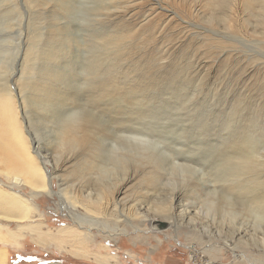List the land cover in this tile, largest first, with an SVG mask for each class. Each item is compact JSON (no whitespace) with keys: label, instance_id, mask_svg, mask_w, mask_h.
Listing matches in <instances>:
<instances>
[{"label":"rangeland","instance_id":"1","mask_svg":"<svg viewBox=\"0 0 264 264\" xmlns=\"http://www.w3.org/2000/svg\"><path fill=\"white\" fill-rule=\"evenodd\" d=\"M98 1L0 0V264H264V0Z\"/></svg>","mask_w":264,"mask_h":264},{"label":"bare ground","instance_id":"2","mask_svg":"<svg viewBox=\"0 0 264 264\" xmlns=\"http://www.w3.org/2000/svg\"><path fill=\"white\" fill-rule=\"evenodd\" d=\"M100 1H102L103 3V10H106V13L105 14H102V12L100 13V14H102V17H106V16H108L109 14H110V12L111 11H117V10H119V9H121L123 6V2H122V0L120 1V0H100ZM100 1H98V2H100ZM250 3H255V4H257L258 3V0H248ZM260 1V0H259ZM122 2V3H121ZM125 3V2H124ZM122 4V5H121ZM126 4V3H125ZM230 4L226 1V0H224V1H222V4H220L219 5V7H218V9H219V11H218V13H224L226 10V7L227 6H229ZM127 6V5H126ZM257 6L259 7V4H257ZM101 8V7H100ZM89 9H92V7L91 8H89ZM260 9H262L263 11H264V5H262L261 7H260ZM94 10V9H93ZM102 10V11H103ZM92 11V10H91ZM112 13H114V12H112ZM97 15V14H96ZM93 16V15H92ZM94 17V16H93ZM108 19V18H107ZM261 23H263L264 24V20L261 22ZM107 30V29H106ZM98 34V33H97ZM95 35V34H94ZM120 36L121 35H123V34H119ZM118 36V35H113V34H111L110 32L109 33H107V32H104V33H102V34H100V36H99V41H98V43H99V45H103V46H107V45H110L111 43H114V42H116L118 39H120V38H122V37H125V35L124 36ZM98 37V36H97ZM93 39V38H92ZM97 41V40H96ZM90 49V48H89ZM88 49V50H89ZM91 53H93V52H91ZM85 55H87V54H85ZM92 56V55H91ZM95 57V56H94ZM90 64L91 65H93L94 67H97L98 65H97V59L96 58H93L92 60H91V57H90ZM1 63V62H0ZM107 68V67H106ZM113 80V79H112ZM152 81V79L148 82V84H143V85H139L140 87H148V88H150V87H152V85L150 84V82ZM107 84V85H106ZM110 83L108 82V83H103V87H104V89H103V91H108V90H110L109 89V87H106L105 88V86L104 85H106V86H108ZM117 84V83H116ZM150 84V85H149ZM111 85V84H110ZM109 85V86H110ZM114 86V85H113ZM111 87V86H110ZM117 87L119 88V90H123V89H125V91H123L124 92V94L128 97L133 91H134V89H133V86H128V88L126 87V84L124 83V84H121V87H120V85L119 84H117ZM113 88V87H112ZM11 96H12V93H11V90H10V88H8V87H0V141H1V139L4 137V135H6V134H8V140H10V139H13V140H17L18 139V135H17V132H16V130H14V128H13V124L12 123H8L9 124V130L6 128V126H5V129H4V127H3V124L1 123L2 122V120H3V118L7 115V109L10 107V101H11ZM50 103H49V101L46 99V98H44V99H42L41 100V105H43L44 107H47V105H49ZM11 113V112H10ZM78 118V117H77ZM61 120V119H60ZM71 120H73V119H71ZM74 120H76V119H74ZM85 120V119H84ZM77 121V120H76ZM74 121V122H70V124H68L67 126H64V128H63V130H62V132H61V136H62V140H63V142L65 143V144H72V146L73 145H75V146H78V145H80V144H82V142H84V140H85V133H84V128L81 126V125H79V121ZM88 121V120H87ZM87 127V126H86ZM18 142L20 143V139H18ZM87 143V142H86ZM1 146V145H0ZM14 147H15V149L17 148V143H14ZM78 147H80V146H78ZM74 148V147H73ZM83 148H84V146H83ZM125 150V149H124ZM11 156H12V154H11V151H8V152H6V155H5V158H7V161H9V162H11L12 161V159H11ZM239 158V160L241 161V162H239V164H238V166L239 167H243V168H246V167H251L250 166V162H249V160L246 158V159H242V156H238ZM237 159V160H238ZM94 160V159H93ZM230 160H232L231 158H230ZM236 160V159H235ZM89 161V160H88ZM43 162V166L45 167V168H47V166H46V163H45V161H42ZM226 162V161H225ZM94 163V161L92 162V163H88L89 164V167H91L92 165L91 164H93ZM233 164H235V166H236V163H233ZM16 167H18V165H15ZM228 166V165H227ZM235 166H234V169H235ZM88 167V168H89ZM237 167V166H236ZM88 170V169H87ZM48 171H49V169H48ZM51 174V173H50ZM49 174V175H50ZM49 175H48V177H49ZM16 180L18 181V180H20L19 181V183L21 182V181H23L24 179L23 178H20V177H17L16 178ZM25 181V180H24ZM30 181L32 182V184H34V185H37L38 186V184H39V180H38V178L37 177H31V179H30ZM255 184L257 183H259V182H261L259 179H253L252 180ZM50 183V181L48 182V184ZM52 185V184H51ZM49 187H50V192L52 193V194H55V193H57L55 190H53L52 189V187L50 186V184H49ZM239 188H241V187H239ZM90 194H88V196H86L87 197V199L88 198H90L91 200H92V198H91V196H89ZM79 198V197H78ZM93 203H96V202H92L91 201V204H88V206H89V208H94L93 206H92V204ZM2 207H5V208H2ZM0 208H2V209H5V210H3V212L5 213L6 212V214L7 215H10L9 213H14V212H17V211H19V210H21V209H23L24 208V205H23V203L19 200V199H17V198H14V197H12V196H10V195H7V194H5V193H2V192H0ZM97 208V207H96ZM2 209H1V211H2ZM7 209H9V212H7L6 210ZM95 210V209H94ZM5 214V215H6ZM32 231H34V232H37V233H40L41 234V236H42V239H44L45 237H46V235L40 230V228H38V227H36V226H34V227H32ZM85 236V235H84ZM85 238H86V236H85ZM87 239H90V235L88 234V237H87ZM86 241V240H85ZM193 247V246H192ZM5 255H6V252H1V250H0V261H4V259H5Z\"/></svg>","mask_w":264,"mask_h":264},{"label":"built area","instance_id":"3","mask_svg":"<svg viewBox=\"0 0 264 264\" xmlns=\"http://www.w3.org/2000/svg\"><path fill=\"white\" fill-rule=\"evenodd\" d=\"M196 251V250H195ZM192 260V259H191ZM193 264H216V262L214 263L212 261H210V259H208L205 255H200L198 254L194 259H193Z\"/></svg>","mask_w":264,"mask_h":264},{"label":"crops","instance_id":"4","mask_svg":"<svg viewBox=\"0 0 264 264\" xmlns=\"http://www.w3.org/2000/svg\"><path fill=\"white\" fill-rule=\"evenodd\" d=\"M172 256L174 258V254ZM175 257L177 259V264H187V258H186L185 253L183 255H181V254L178 253V255H176Z\"/></svg>","mask_w":264,"mask_h":264},{"label":"water","instance_id":"5","mask_svg":"<svg viewBox=\"0 0 264 264\" xmlns=\"http://www.w3.org/2000/svg\"><path fill=\"white\" fill-rule=\"evenodd\" d=\"M167 226H169V223L166 221H159V220L155 221V227L157 229H162V228H165Z\"/></svg>","mask_w":264,"mask_h":264}]
</instances>
